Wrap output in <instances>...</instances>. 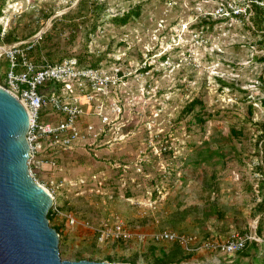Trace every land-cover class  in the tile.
Segmentation results:
<instances>
[{
  "label": "rangeland",
  "instance_id": "rangeland-1",
  "mask_svg": "<svg viewBox=\"0 0 264 264\" xmlns=\"http://www.w3.org/2000/svg\"><path fill=\"white\" fill-rule=\"evenodd\" d=\"M79 1L0 0L1 30L21 39L42 36L57 24V34L45 42L55 56L82 55L85 25L79 21L97 9L87 52L99 59L98 69L120 77L99 112L111 123L105 135L94 145L81 141L46 152L39 169L30 167L54 198L51 224L60 233V258L136 257L137 264H150L162 250L170 252L171 244L149 236L99 242L93 228L116 216L134 233L171 230L218 240L248 233L263 216L264 239V213H257L264 198V175L257 170L264 169V31L245 27H253V12H245L251 0ZM257 4L264 9V0ZM137 5V17L112 25L110 19ZM219 6L240 12L218 17ZM68 15L78 24L72 31L61 28ZM7 68L0 65V74ZM193 99L201 105L186 114ZM90 107L84 105L90 114L79 126L103 129ZM252 246L246 261L239 254L216 256L264 264V243ZM182 264L220 263L194 255Z\"/></svg>",
  "mask_w": 264,
  "mask_h": 264
},
{
  "label": "built area",
  "instance_id": "built-area-1",
  "mask_svg": "<svg viewBox=\"0 0 264 264\" xmlns=\"http://www.w3.org/2000/svg\"><path fill=\"white\" fill-rule=\"evenodd\" d=\"M249 6L247 5L248 9ZM239 12L237 9L229 12L219 6L214 13L222 17ZM5 32L2 29L1 36ZM41 37L38 33L32 40L0 45V60L4 59L8 64L4 82L0 86L19 100L29 117L26 137L30 148L28 166L32 177L30 167L39 169L44 163L42 154L56 149L68 150L81 141L94 145L105 135L104 127L108 128L111 123L107 116L99 112L105 106L104 97L108 90L120 83L118 72L112 74L98 68L80 67L75 58L66 59L59 64H51L45 59L41 63L33 62L29 58V52ZM84 105H92L90 109H94L93 113L100 117L103 129L96 130L92 125H85L84 128L79 126L82 118L90 114L84 110ZM47 163L52 164L51 161ZM67 217L71 224L75 223L72 217ZM88 224L85 226L91 228ZM256 228L257 225L246 234H233L224 240L201 238L196 234H178L171 230L149 234L134 233L116 216L101 221L93 230L99 242H127L131 239L142 241L149 236L155 243L179 246L185 255H205L212 263L232 264L233 260L227 258L222 261L216 256L217 253L230 256L242 252L250 245L263 244L264 239L257 234Z\"/></svg>",
  "mask_w": 264,
  "mask_h": 264
},
{
  "label": "water",
  "instance_id": "water-1",
  "mask_svg": "<svg viewBox=\"0 0 264 264\" xmlns=\"http://www.w3.org/2000/svg\"><path fill=\"white\" fill-rule=\"evenodd\" d=\"M28 129L24 106L0 86V264H122L60 258L53 198L29 171Z\"/></svg>",
  "mask_w": 264,
  "mask_h": 264
},
{
  "label": "trees",
  "instance_id": "trees-1",
  "mask_svg": "<svg viewBox=\"0 0 264 264\" xmlns=\"http://www.w3.org/2000/svg\"><path fill=\"white\" fill-rule=\"evenodd\" d=\"M254 1L257 2V0H251V5H250V9H248L250 12H253L252 17H250V22L252 23V26L247 25V23L245 24V27L253 34H259L261 32L264 31V9H262V7H260L257 3H255ZM84 0H80L79 1V5H83L84 4ZM3 6V3H1L0 5V10ZM141 9V5H137L134 9H132L131 11L123 14L122 16H115L112 19H110L112 25L114 26H122L125 25L126 23H128L132 18H135L139 15ZM71 13V12H69ZM99 17V12L98 10H94V9H90L89 13L86 16H82L81 17V23H84L85 25V30H84V52L82 53V55H78V56H69L66 55L64 53H62V55H58L55 56L53 55V53L51 51L46 50L47 45H45V42H49L50 39L52 38L53 35L57 34V24L54 23L52 25V28L49 32H46L44 35H42L41 37V41H39L36 45V48L34 49V51H30L29 52V58L30 60H32L33 62L36 63H41L43 62V60L45 59L47 62L51 63V64H59L62 61L66 60V59H70V58H75L77 60V63L80 67H85V68H98L99 66V59L93 55V54H88L87 52V42L89 40V36L91 34H94L96 32L97 29V24H96V20ZM63 20L66 21L64 24H62V29H67L72 31L73 28H78L77 27V23L74 22V20L72 18H70V16H64ZM218 22H211L209 23V25L212 27L214 24L219 23ZM207 24V23H206ZM60 33V32H59ZM33 36V34H30L28 36H26L24 39H22V41H26L27 39L31 38ZM264 37V34H263ZM17 36H15L14 32L12 31H6V33L2 36V41L4 44H8L11 45L13 43H16L17 40ZM42 49H45V54L43 55L42 53ZM167 57H163L162 60H165ZM88 59V60H86ZM2 61H6L4 59H1ZM261 61H264V57H262L260 59ZM4 65V64H3ZM6 66V64H5ZM262 82H264V79L261 77L260 78ZM264 104V101H263ZM197 105H201V102L198 99H193L190 103H188L184 109L183 112L190 113L192 112ZM197 122L202 123L204 120L202 119L201 115L197 116ZM257 170H259V172H261V174L264 175V169L262 168V166H258ZM257 213L258 214H263L264 213V198L262 200H260V203L258 205V209H257ZM56 216V213L52 211V209L49 211L48 213V220H49V225L56 230V232L58 233V235L60 236V233L58 231V228L54 225L51 224V221L54 219V217ZM263 222V216L258 220L257 223V228H256V232L259 236L262 237L263 234V228L261 226ZM121 243V242H118ZM256 246H258L257 244L252 247L257 248ZM250 247H247L245 250H243L242 252L238 253L240 256H242L243 258H246L248 256H250V251L249 249ZM152 249V248H151ZM188 258H192V256H188L185 255L183 253V251L181 250V248L177 245H171V249L169 253H165L163 250L161 251L160 257H157L154 259V261L150 264H182L185 260H187ZM120 261H116V259L114 257L111 256H107L105 261L109 262V263H122V264H137V258H133L130 259V261H121L120 258H118ZM76 260H82V256L78 255L76 257Z\"/></svg>",
  "mask_w": 264,
  "mask_h": 264
},
{
  "label": "crops",
  "instance_id": "crops-1",
  "mask_svg": "<svg viewBox=\"0 0 264 264\" xmlns=\"http://www.w3.org/2000/svg\"><path fill=\"white\" fill-rule=\"evenodd\" d=\"M17 42H21L22 41V39L21 38H17ZM26 41H28V40H26ZM16 42V43H17ZM14 44V43H13ZM0 45H8V44H4L3 43V41H2V36H1V27H0ZM4 64V65H3ZM5 64L8 66V64H7V61H2V60H0V65H2V66H5ZM4 79H5V76L4 75H1L0 74V83H3L4 82ZM245 260L244 261H246V259H249V256L248 257H246V258H244ZM234 263H236V261H233ZM237 264V263H236ZM238 264H241V263H238ZM242 264H246L245 262L244 263H242Z\"/></svg>",
  "mask_w": 264,
  "mask_h": 264
},
{
  "label": "bare ground",
  "instance_id": "bare-ground-1",
  "mask_svg": "<svg viewBox=\"0 0 264 264\" xmlns=\"http://www.w3.org/2000/svg\"><path fill=\"white\" fill-rule=\"evenodd\" d=\"M48 193H50L45 187H43Z\"/></svg>",
  "mask_w": 264,
  "mask_h": 264
}]
</instances>
